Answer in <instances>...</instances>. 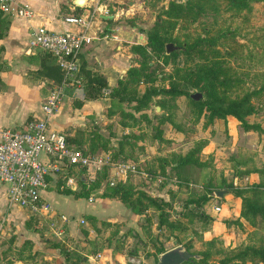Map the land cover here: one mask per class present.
I'll list each match as a JSON object with an SVG mask.
<instances>
[{
	"label": "rangeland",
	"instance_id": "1",
	"mask_svg": "<svg viewBox=\"0 0 264 264\" xmlns=\"http://www.w3.org/2000/svg\"><path fill=\"white\" fill-rule=\"evenodd\" d=\"M130 1L133 7L125 24L135 28V40L143 35L138 44H145L146 32L156 22L155 30L177 56L149 52L148 64L139 67L142 57L131 51L132 66L139 69L117 90L125 98L170 86L186 94L155 92L135 110L137 103L126 98L115 105L106 92L101 97L106 100L91 107L94 114L86 112L87 107L86 113L75 114L83 100L62 96L55 113L67 107L75 122L86 125L64 127L68 141L90 158L107 156L109 161L97 169L90 165L63 170L45 189L61 195L48 215L32 218L20 209L10 219V206H3L0 264H156L158 250L175 246L203 253L204 264H219L223 258L225 264H252L248 257L233 255L248 246L264 248V0H249V7L239 9L225 0H195L198 11L196 6L188 11L184 0ZM199 36L211 38L213 45L183 54V44ZM192 93L215 104L247 95L250 112L244 119L259 128L245 129L231 116L209 121L206 110L189 100ZM185 154L190 161L175 165ZM117 162L135 168L114 184L125 182V198L137 212L118 199L97 195L114 185L106 177ZM102 173L105 176L99 177ZM67 178L74 192L81 178L88 197L75 203L78 198L61 193ZM237 191L262 211H250ZM146 198L167 204L161 223Z\"/></svg>",
	"mask_w": 264,
	"mask_h": 264
},
{
	"label": "crops",
	"instance_id": "2",
	"mask_svg": "<svg viewBox=\"0 0 264 264\" xmlns=\"http://www.w3.org/2000/svg\"><path fill=\"white\" fill-rule=\"evenodd\" d=\"M73 1L16 0V4L27 5L30 16L21 18L12 14L5 15L8 18L7 30L0 38V132L4 128L22 126L30 117H39L40 103L50 90V82L47 79L30 75L38 67V52L30 50L26 44L31 29L44 26L57 32H77L83 30V27L66 23L63 18L68 15L87 17L89 25L83 31L92 36V39L82 45L79 54L87 68L105 78L107 88L104 93L114 87L117 79L122 78L126 69L132 66L134 59L129 47L138 44L143 35L139 34L136 37L138 40H135V28L125 24L127 13L132 11L131 1H126L124 5V0H84L80 6ZM76 95L83 101L80 107L74 109L75 114L79 110L85 112L86 107L89 108L86 112L94 114L96 111L91 107L106 100H85L81 90H63V97L68 100ZM66 110L67 107L50 116V128L62 130L69 126L73 129L86 126L84 122H75L74 116ZM100 115L102 116V112ZM47 193L52 195V198H48ZM42 196L53 209L58 205L55 197L58 201L61 199V195L50 193L49 190L43 191ZM82 200L78 198L74 201L79 203ZM5 205L4 186L0 183V210ZM8 209L7 217L11 219L13 214L22 208L10 205Z\"/></svg>",
	"mask_w": 264,
	"mask_h": 264
},
{
	"label": "built area",
	"instance_id": "3",
	"mask_svg": "<svg viewBox=\"0 0 264 264\" xmlns=\"http://www.w3.org/2000/svg\"><path fill=\"white\" fill-rule=\"evenodd\" d=\"M15 1L0 0V11L21 18L30 16L27 5L16 4ZM88 20L78 15L63 18L64 22L81 26L83 30L87 29ZM83 30L57 32L37 26L31 29L26 42L30 50L46 51L53 55L62 71L60 85L51 88L40 103L39 117L26 120L22 126L4 128L0 132V183L4 186L6 204L16 205L29 215H48L50 205L43 198L42 192L62 174L64 168H88L91 165L97 169L109 161L107 156L90 158L84 155L80 149L66 142L61 130L52 129L48 125V119L59 107L64 88L81 90L78 54L82 45L92 39ZM110 171L106 178L111 185L123 179L127 173H133L135 168L129 162H117ZM71 181V178H67L65 185L73 189ZM213 209L219 211L218 206ZM60 218L67 219L63 214H60Z\"/></svg>",
	"mask_w": 264,
	"mask_h": 264
},
{
	"label": "trees",
	"instance_id": "4",
	"mask_svg": "<svg viewBox=\"0 0 264 264\" xmlns=\"http://www.w3.org/2000/svg\"><path fill=\"white\" fill-rule=\"evenodd\" d=\"M227 5L232 8H247L249 7V0H225ZM184 3L189 6L188 11L192 10V7H197V11L200 10V7H198L195 4V0H184ZM7 14H4L0 11V38H2L7 30V24H8V18L5 16ZM156 22L153 23V25L150 27V29L146 32V39H145V44L140 45V44H135L131 45L129 47V51L131 52H136L142 57V59L139 62V67L147 65V61H145L146 56L148 55L149 52L153 54L155 57H160L164 52H165V44L167 40L165 39L164 36L161 34L157 33L155 30ZM168 43V42H167ZM213 40L209 37L206 36H199L195 38L193 41L189 43L183 44V54L189 56L190 54L194 52H202V47H209L213 45ZM131 48V49H130ZM1 50V48H0ZM134 50V51H133ZM131 52V53H132ZM164 55V54H163ZM167 55L176 57L177 53L176 52H169ZM37 59H38V67L35 71L31 72L30 75L32 77L36 78H45L51 83V88L54 86H58L61 83L62 80V71L58 68L57 64L55 63V59L53 55L46 51H40L37 54ZM78 63H79V69H78V77H80L81 80V91H82V98L85 100H94V99H99L104 95V89L107 88L106 80L105 78L97 73L92 71L91 69L87 68L85 65L84 60L78 54ZM136 69L134 66H130L126 69L125 75L122 78L117 79L116 85L112 88H110L107 91V100L111 101L112 103H116L115 105L124 103L128 99L129 101L135 102L138 104V106H135V110H140L141 106L145 105V100L150 97L151 94L155 92H163L165 94H169L170 96L174 97L177 95H183L186 94V92L181 89L180 87H175V86H170L169 88H162L160 90H147L144 91L139 97H130V98H125L122 96L121 91H118V86L122 80H124L128 75H130L133 71ZM0 70H2V65L0 62ZM217 83H221V80H216ZM193 87L197 86V82L192 83ZM200 89H203L200 87ZM264 89V88H263ZM193 94V93H192ZM189 96V100L197 106L198 109L206 110L207 112V119L211 121L213 118H220L224 119L226 116H231L235 118L240 125L245 128H259L258 123H248L245 121L244 116H246L250 112V108H248L245 105L247 95H244L242 98L238 100H232L228 101L225 104H215V102H212L211 100H204L202 98L197 99L196 101L193 100ZM81 104L76 105L75 107H80ZM32 117L28 118L27 120L31 119ZM261 133H264V130H260ZM66 142L68 144H71L68 141L67 136L65 135ZM77 148V147H75ZM79 149V148H77ZM190 161V157L185 154L183 156L178 157L175 161L174 164H180V163H187ZM69 167V166H68ZM68 167L64 168L67 169ZM75 167L76 166H71ZM104 175L99 174V177ZM79 184L81 185L79 190L74 192V190H70V188L65 187L61 189V193L63 194H71L75 198H86L88 197V188H85L83 180L80 178L79 179ZM107 187L110 189L107 192H100L97 195L99 197H107V198H115L121 201L125 206L131 207L132 210L136 211L132 205L131 202L127 200V197L125 198L126 194V188H125V182L119 181L116 184L112 186ZM129 190V189H128ZM236 195L241 197V200L248 205L250 208V211L252 212H261L262 208L258 206L255 203H251L249 199L244 198L241 196L242 194L240 191L236 192ZM146 200L158 211L157 218H158V224L161 223L164 219H166L165 216L167 214L164 212V209L162 206L167 205L165 202L162 201V203L156 202L155 199L153 198H146ZM137 212V211H136ZM32 218L36 217L35 215H30ZM25 228L28 229L29 225L25 221L24 222ZM187 250V249H186ZM163 249H160L157 251V253L160 255L163 253ZM188 251V250H187ZM189 252V251H188ZM64 253V252H63ZM191 253V252H190ZM197 255H200V258L195 262V259H192L191 261H185L182 264L189 263V264H204L205 262L203 261V256L204 254L201 252H197ZM195 254V253H193ZM233 257H248L252 264H264V248H259V247H245L242 250L237 251ZM64 258H67L66 253H64ZM226 259L223 258L219 261V264H225Z\"/></svg>",
	"mask_w": 264,
	"mask_h": 264
},
{
	"label": "water",
	"instance_id": "5",
	"mask_svg": "<svg viewBox=\"0 0 264 264\" xmlns=\"http://www.w3.org/2000/svg\"><path fill=\"white\" fill-rule=\"evenodd\" d=\"M83 0H74V4L80 6ZM174 47L171 43L165 44V52L168 53L172 51ZM193 100H197L200 97L199 93L190 94ZM218 196L221 192L217 193ZM198 255L188 252L182 246H175L169 250L164 251L157 257L156 264H182L185 261H191L192 259H197Z\"/></svg>",
	"mask_w": 264,
	"mask_h": 264
}]
</instances>
